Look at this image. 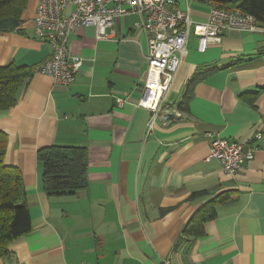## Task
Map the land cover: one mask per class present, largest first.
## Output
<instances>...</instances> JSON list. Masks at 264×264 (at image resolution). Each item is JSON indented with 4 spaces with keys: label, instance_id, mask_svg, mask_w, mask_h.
<instances>
[{
    "label": "crops",
    "instance_id": "obj_1",
    "mask_svg": "<svg viewBox=\"0 0 264 264\" xmlns=\"http://www.w3.org/2000/svg\"><path fill=\"white\" fill-rule=\"evenodd\" d=\"M38 1L28 0L17 29L0 32V66L49 58L33 30ZM189 9L193 20L206 19L202 1ZM138 21L116 19L107 39L94 27L75 28L67 43L82 58L74 81L62 85L33 71L16 103L0 110L4 163L21 173L31 220L0 264H264V26L225 30L204 51L191 34L148 132L152 113L136 105L147 69ZM211 69L180 109L191 77ZM208 133L251 143L253 158L226 173L209 157ZM52 144L86 148V187L45 193L37 151ZM224 192L232 196L215 204L203 234L177 247L197 208Z\"/></svg>",
    "mask_w": 264,
    "mask_h": 264
},
{
    "label": "built area",
    "instance_id": "obj_2",
    "mask_svg": "<svg viewBox=\"0 0 264 264\" xmlns=\"http://www.w3.org/2000/svg\"><path fill=\"white\" fill-rule=\"evenodd\" d=\"M181 8L177 0H39L33 18L36 37L50 47V56L37 64L34 71L47 75L55 83L70 85L82 65L79 55H71L67 43L71 32L81 26L95 28L96 36L107 39V32L115 20L135 14L139 21L134 25L147 36V69L142 86V96L136 105L152 113L148 132L160 110L187 53V40L197 37V48L204 51L209 42L219 41L225 30L253 31L258 25L255 18L240 9L226 11L212 2L202 1L208 7L204 21L190 16L191 0H183ZM122 99H117L121 104ZM256 133L255 137H260ZM209 157L216 159L223 171L235 173L246 161L253 158L256 147L207 134Z\"/></svg>",
    "mask_w": 264,
    "mask_h": 264
},
{
    "label": "trees",
    "instance_id": "obj_3",
    "mask_svg": "<svg viewBox=\"0 0 264 264\" xmlns=\"http://www.w3.org/2000/svg\"><path fill=\"white\" fill-rule=\"evenodd\" d=\"M214 3L226 11L240 9L252 15L258 26H264V0H198ZM28 0H0V32L17 29ZM214 69L195 73L189 80L179 108L185 110L190 99V87ZM34 67L10 61L0 66V110L8 109L17 101L19 91L30 79ZM260 91V90H259ZM255 92L254 94L258 93ZM7 136L0 131V258L8 254L14 239L31 230V220L25 200L26 192L21 173L5 165ZM41 163L42 188L47 195L73 193L87 185V151L84 146L52 144L37 151ZM202 194L194 193L193 195ZM232 195L220 193L197 208L185 225L177 247L188 246L203 234V223L215 216L214 206Z\"/></svg>",
    "mask_w": 264,
    "mask_h": 264
}]
</instances>
